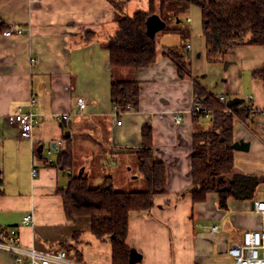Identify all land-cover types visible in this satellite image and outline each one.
I'll return each mask as SVG.
<instances>
[{
    "label": "crops",
    "instance_id": "1",
    "mask_svg": "<svg viewBox=\"0 0 264 264\" xmlns=\"http://www.w3.org/2000/svg\"><path fill=\"white\" fill-rule=\"evenodd\" d=\"M115 4L131 16L139 9L147 11L149 0H0L2 20L10 28L23 29L20 35L0 34V228H16L24 248L45 253L65 248L69 262L111 264L110 244L94 238L87 218L69 221L65 217L59 191L67 188L70 175L78 174L92 186L109 177L116 190H143L136 151L141 129L149 125L154 156L166 164L168 179L166 192L154 196L149 211L129 215L126 245L136 254L133 264H231L227 249L240 241L243 231L260 228L262 220L249 211L251 204H236L249 200L230 198L222 205L216 194H210L205 201L193 203L187 193L192 186V133L210 125L209 117L195 119L192 113L193 82L210 91L191 70L184 78L178 76L166 51L179 44V36L161 30L153 14L149 28L158 51L155 62L145 69L114 73L139 83L138 110L116 116L105 47L116 30ZM184 21L186 25L180 26L189 29L186 43L190 44L191 20L186 16ZM190 46L188 56L194 50ZM252 86L249 106L242 99L227 102L234 109L249 108L250 113L246 121L234 118V140L253 137L249 151L233 152V161L237 171L264 177L260 128L264 88L256 80ZM31 96L40 123L29 141L20 137L19 128L9 124L7 117L17 107L27 110ZM79 97L86 101L81 111L76 106ZM60 114H70V119L60 122L55 117ZM65 132L71 139L74 166L60 171L51 162L65 148ZM262 192L264 184L253 197ZM27 215L31 222L22 224ZM211 226L217 230L211 231ZM0 264H14V255L0 249Z\"/></svg>",
    "mask_w": 264,
    "mask_h": 264
},
{
    "label": "trees",
    "instance_id": "2",
    "mask_svg": "<svg viewBox=\"0 0 264 264\" xmlns=\"http://www.w3.org/2000/svg\"><path fill=\"white\" fill-rule=\"evenodd\" d=\"M191 5L200 9L208 57L214 50L219 57H223L238 45L264 46V0H149L147 11L139 9L131 16L121 13V5L115 4L118 9L114 17L116 30L107 37L105 47L109 51L112 71L110 102L116 116L128 111L129 107L138 110L139 83L133 79L118 78L114 73L120 69H145L156 60L158 51L153 31L149 28L151 15H156L155 21L161 30L178 34L179 44L169 48L166 54L172 59L180 78L189 75L190 58L185 50L189 29L179 25L180 16ZM6 28L8 26L0 17V34ZM251 77L262 82L264 88V65L251 70ZM192 88L194 102L210 111V125L192 133V186L187 193L193 203L205 201L210 194H216L222 205L230 198L251 200L257 187L264 184V177L237 171L233 161L234 151L230 148L234 141V117L246 121L250 115L249 108H232V114L226 113L218 98L198 82L194 81ZM193 115L195 119L204 117L202 114ZM62 139L65 148L59 151L51 165L60 171H67L74 166V155L70 136L64 135ZM136 168L145 185L143 190H116L109 177L100 185L92 186L87 177L70 175L67 188L59 191L65 217L69 221L87 218L94 238L110 244L111 264H129L130 248L126 245V237L130 213L149 211L154 196L166 192L167 166L154 156L149 125L141 129ZM64 251L67 254V250Z\"/></svg>",
    "mask_w": 264,
    "mask_h": 264
},
{
    "label": "built area",
    "instance_id": "3",
    "mask_svg": "<svg viewBox=\"0 0 264 264\" xmlns=\"http://www.w3.org/2000/svg\"><path fill=\"white\" fill-rule=\"evenodd\" d=\"M37 1V0H32ZM23 33L21 28H6L1 33L3 36L20 35ZM191 46L186 43L185 50L189 52ZM32 63L35 60H31ZM218 100L224 105V112L232 114V107L226 102L223 96L217 97ZM35 98L30 97L27 110L17 107L16 110L9 114L7 120L9 124L16 125L19 128L20 137L32 141V131L40 123L39 116L33 111L35 105ZM76 106L79 111L86 108V101L79 97L76 99ZM131 110V108H128ZM193 114H202L204 117H210V111L201 107L199 103L192 106ZM60 122H66L70 119V114H60L55 116ZM236 118V117H234ZM180 117H175L174 122L178 124ZM117 121V125H120ZM260 128L264 132V119L261 121ZM59 142H57L58 144ZM48 155L51 151L47 152ZM32 175L36 171L32 170ZM248 201V200H247ZM236 204H251L249 211L260 216L262 225L256 230H245L242 232L241 239L238 243L231 245L226 254L229 257L231 264H264V192L257 193L255 197L248 201V203L240 202ZM32 220L31 215L23 218L22 224H29ZM211 231H216L217 226H211ZM0 249L6 250L14 255V264H75L67 261L66 253L63 250L55 252H40L34 247L24 248L19 241V235L16 228H7L0 230Z\"/></svg>",
    "mask_w": 264,
    "mask_h": 264
},
{
    "label": "rangeland",
    "instance_id": "4",
    "mask_svg": "<svg viewBox=\"0 0 264 264\" xmlns=\"http://www.w3.org/2000/svg\"><path fill=\"white\" fill-rule=\"evenodd\" d=\"M181 16L180 25H186V16L191 20L188 24L191 30L190 44L194 49L189 56L191 75L216 97L223 96L229 103L233 99H242L249 106L247 98L254 95L252 80H256L251 77V70L264 65V46L238 45L223 57H219L216 50L208 57L200 9L191 6ZM256 82L263 88L262 82ZM122 190H128L127 186H122Z\"/></svg>",
    "mask_w": 264,
    "mask_h": 264
},
{
    "label": "water",
    "instance_id": "5",
    "mask_svg": "<svg viewBox=\"0 0 264 264\" xmlns=\"http://www.w3.org/2000/svg\"><path fill=\"white\" fill-rule=\"evenodd\" d=\"M65 136H68V132H65L64 134ZM253 137L249 136L247 139L245 138H239L237 140H234L231 144H230V148L234 151V152H248L249 151V146H250V142L252 141ZM78 176H80V174H78ZM136 260V254L134 253V251H130V255H129V264H133V262H135Z\"/></svg>",
    "mask_w": 264,
    "mask_h": 264
}]
</instances>
